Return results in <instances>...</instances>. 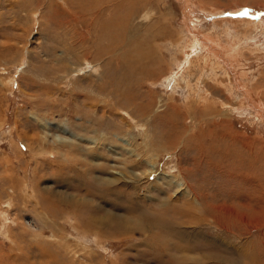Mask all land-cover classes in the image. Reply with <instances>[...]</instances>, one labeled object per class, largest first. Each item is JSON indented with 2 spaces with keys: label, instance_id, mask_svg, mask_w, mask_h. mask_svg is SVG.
Listing matches in <instances>:
<instances>
[{
  "label": "rangeland",
  "instance_id": "374dc122",
  "mask_svg": "<svg viewBox=\"0 0 264 264\" xmlns=\"http://www.w3.org/2000/svg\"><path fill=\"white\" fill-rule=\"evenodd\" d=\"M69 4L0 0V264H264L211 211L264 186V0H146L126 50Z\"/></svg>",
  "mask_w": 264,
  "mask_h": 264
},
{
  "label": "bare ground",
  "instance_id": "6f19581e",
  "mask_svg": "<svg viewBox=\"0 0 264 264\" xmlns=\"http://www.w3.org/2000/svg\"><path fill=\"white\" fill-rule=\"evenodd\" d=\"M67 2H69L70 3L69 5L72 6V9H73L74 14L76 16V19H79V23L83 26V28H85V30H87L86 35H81L82 37H78V40H80V43L82 46L86 45V44H84L85 40H87V41L90 40V41L95 42L97 37H99V41L104 40V34L106 33L105 31L108 28H111V26H113L116 30V36L114 38V41H118L120 39V37L122 39H125V41L123 43H117L115 47H118V48L120 47L121 49H123V48L124 49L125 48L130 49L132 47L136 48L135 45L132 46L129 44V39H132L131 38L132 35L133 36L138 35L141 30L144 31V35L146 36V24L151 23L152 18L156 14V11L152 8H149L146 10V0H81V3L78 0H67ZM73 11H71V14ZM137 13H140V15L136 16ZM123 34L125 36H123ZM107 39L112 42V38H111L110 34H108V33H107ZM73 43H74V41H73ZM92 48L93 49L95 48L94 43H93ZM143 49H146V45L143 46ZM85 60L86 59H84V61ZM134 63H136V65L141 68L140 70L143 71L144 68L142 67L141 63H144V57H138L137 60H131L130 63H128L125 67H123L127 71V74L131 73L130 68L134 67ZM79 67H80V65H79ZM143 76H144V74H143ZM117 88H116V90L118 92L119 85L117 86ZM126 88H127L126 91H128L127 86H126ZM127 93H125V91H123L121 93L118 92L117 94L119 96L118 100H120L119 105H121L122 107H128L129 108L132 105V102L135 101V98L134 97H128ZM133 105H134V103H133ZM94 170H96V167L91 168V171H94ZM263 187L264 186H262V185L260 186V188H261L260 196H259V191H257L258 192L257 193L258 194V196H257L258 202L257 203H254L253 201H249L248 199H245V203H242L236 197H234L232 194V196H231L232 197L231 198L232 205L228 206V205H225L224 203H222L223 204L222 206L212 204L211 205V211H212V214L215 215V217H216L215 222L216 223H222V225L225 228L226 223L230 220L237 221V220H241V219L243 220V218L247 220L248 217H253V220L255 221L256 227H257V225L260 226V225L264 224V188ZM237 205L241 206L242 208L243 207L245 208V206H247V208L251 210V214H245L244 211L237 210V208H236ZM163 222L164 221L159 220L156 223L158 225L159 229L163 230L166 228L165 225L167 223H163ZM183 250L184 249H181V248L177 249L178 252H181ZM158 255H159V252H158ZM183 255H185V254H183ZM179 257H181V256L179 255ZM185 258L186 257H184L182 259V257H181V260H184ZM218 260H220V259L219 258L216 259V262ZM177 262H180V261H177ZM179 264H183V263L180 262ZM212 264H215V263H212Z\"/></svg>",
  "mask_w": 264,
  "mask_h": 264
}]
</instances>
